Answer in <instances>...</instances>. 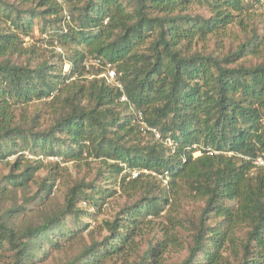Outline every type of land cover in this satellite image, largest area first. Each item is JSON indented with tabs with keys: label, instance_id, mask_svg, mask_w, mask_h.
<instances>
[{
	"label": "trees",
	"instance_id": "trees-1",
	"mask_svg": "<svg viewBox=\"0 0 264 264\" xmlns=\"http://www.w3.org/2000/svg\"><path fill=\"white\" fill-rule=\"evenodd\" d=\"M27 1L41 12L0 5V156L5 157L7 143L28 136L32 148L38 149L36 157H61L65 163L101 159L115 184L126 169L146 171L129 181L134 189L148 181L144 204L124 209L122 219L106 222L110 236L85 247L77 261L103 264L135 251L143 219L160 217L171 202L181 199L185 183L204 207L181 264H264V166L255 163L264 160V63L230 68L260 53L264 41L257 38L252 47L247 42L222 59L193 52L196 41L209 35L222 47L235 13L245 10L244 0ZM256 1L264 5V0ZM203 5H208L209 17L194 14V7ZM64 6L76 26L64 24ZM39 14L57 28L47 43L80 48L69 60V73H53L56 68L48 62L30 67L9 59L26 53L24 37L31 34ZM2 21L9 26L2 27ZM89 59L114 67L123 90L99 77L102 67H87ZM52 96L64 113L47 131L17 124V107ZM139 113L147 129L140 128ZM145 137L149 139L142 144ZM168 138L173 147L166 144ZM198 151L201 155L195 157ZM21 157L8 178L13 186L25 187L44 168V161ZM59 163L50 165L58 168ZM54 169L40 186L45 197L56 186ZM167 177V186L159 188L157 178ZM125 180L127 175L121 183ZM90 190L86 194L84 185L71 188L62 208L44 214L38 223L17 225L22 207L0 211V252L12 253L11 264H38L47 259L44 246L59 250L75 240L89 226L69 225L85 217L79 204L99 212L116 194L113 189ZM164 217L174 224L172 216ZM162 231L163 238L150 245L140 264H160L176 242L169 228Z\"/></svg>",
	"mask_w": 264,
	"mask_h": 264
},
{
	"label": "rangeland",
	"instance_id": "rangeland-1",
	"mask_svg": "<svg viewBox=\"0 0 264 264\" xmlns=\"http://www.w3.org/2000/svg\"><path fill=\"white\" fill-rule=\"evenodd\" d=\"M4 4L10 5L19 11L34 8L36 13H40L42 10L36 7V3L28 2L27 0H0V5ZM244 4L245 10L242 13H235V21L225 30L221 48L217 44L216 37L209 35L206 40L196 41L193 52L206 56L211 54L222 59L227 55L236 53L247 42H250V47H252L255 39L259 38L264 41V6L261 5V1L257 2L256 0H244ZM64 8L66 11L64 24L76 26L77 22L73 19L72 14L65 6ZM194 10L196 11L194 14L197 13L204 17H209L208 5H203V7L195 6ZM49 20L39 14L31 34L24 37L26 53L22 56H10L9 59L21 65L29 64L30 67L48 62L49 65L56 68L53 73H69L72 68L69 60L80 48L74 46L61 48L57 42H53V46L47 43L50 36L55 34L57 30V28L52 27ZM77 20L79 21V19ZM1 24L5 28L9 26V23L5 21H2ZM262 63H264V44L260 53L249 54L247 58L232 64L230 68L241 65L251 67ZM93 71L97 70L94 69ZM119 84L121 87L123 86L121 81H119ZM63 113V105L54 101L53 96L41 101H33L28 105L19 106L15 110L18 125L25 129L34 127L35 131L40 133H44L50 126L54 125V122ZM36 118L37 122L33 123ZM140 125L142 130L147 129L145 122H141ZM152 131L155 133V137L159 139L160 135L156 130L152 129ZM145 134L144 132L143 135ZM25 139L18 137L15 139V144L7 143L9 149L5 150V157L0 156V211L4 212L8 209L22 207L23 214L16 216L17 225L38 223L44 214L62 208L65 203L66 193L75 186L84 185L86 194H89L92 188H97L98 190L113 189L116 191V194L108 198L105 203H102L99 212L92 205L89 206L87 204L86 206L85 203H80L79 208L85 210L82 211L83 213L85 212V217L81 219V222L77 224L70 222L69 225L73 229H78L80 225L81 228L83 225L89 224L88 228L84 232H79L80 234L75 240L63 244L59 250H52L48 245L44 246L45 250H49L48 256L43 262H39L40 264H87L88 260L79 259L77 261L83 249L91 245L93 241L101 243L106 237L110 236V230L106 226V222H113L117 218L122 219L124 218V215H122L124 209H132L139 204H144L142 199L146 194L148 181L139 182L138 188L134 189L133 185L128 183L139 177L134 178V173L138 171L126 169L123 175L118 178L117 184H115V180L112 178L113 173L102 164L101 159L88 158L79 162L65 163L61 157H36L38 149L32 148L30 137L27 136ZM148 139V137H145L142 144H145ZM166 144L173 147V140L168 138ZM195 148H198V146L196 145ZM200 155V151L194 153L195 157ZM21 156L31 161L36 159L44 161V168L38 171L25 187L13 186L12 183H9L11 178H8L12 164L22 158ZM55 162H60L58 168L50 165H54ZM52 168H55L56 186L52 194L49 197H45L39 193V190L45 176ZM20 172L15 171L13 174H19ZM125 175H127V180L121 183ZM157 179H159L157 182L159 188L167 186L169 182L168 177L164 180L162 178ZM181 191V199L171 202L172 206H168L160 217L146 215L141 224L139 235L135 238L137 243L135 251L131 252L128 250L120 257H114L103 264H140L142 255L150 245H155L158 240L163 238L164 231L162 229L164 226L170 229L171 235L174 236L176 242L168 246V250L164 253L160 264H181L187 257L188 249L192 245L194 227L198 224L204 207V202L195 199L185 183H182ZM165 214L174 218L173 222L177 224L176 227L168 222L164 217ZM246 232L247 228L244 229L242 236H245ZM11 261V252L7 250L0 252V264H11Z\"/></svg>",
	"mask_w": 264,
	"mask_h": 264
},
{
	"label": "built area",
	"instance_id": "built-area-1",
	"mask_svg": "<svg viewBox=\"0 0 264 264\" xmlns=\"http://www.w3.org/2000/svg\"><path fill=\"white\" fill-rule=\"evenodd\" d=\"M263 4H264V2H263ZM86 65H87V67L89 65H93L97 68L102 67L103 72L99 77L104 78L108 84L114 85V86L120 88L121 90H123V88L121 87V85L119 84V81L117 79V72H116L115 68L112 67L110 64L103 67V66H101V61L99 59H89L86 62ZM121 101L122 102L127 101V97L125 94H123V96L121 97ZM138 117H139V121L143 122V116L141 113H139ZM255 163L257 165H263L264 166V161L262 159H258ZM141 172H144V171H138V172L134 173V178H136Z\"/></svg>",
	"mask_w": 264,
	"mask_h": 264
}]
</instances>
